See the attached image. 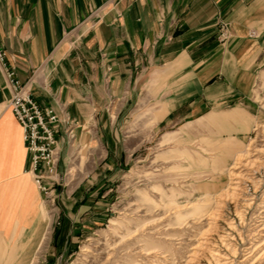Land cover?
<instances>
[{"label": "crops", "instance_id": "obj_1", "mask_svg": "<svg viewBox=\"0 0 264 264\" xmlns=\"http://www.w3.org/2000/svg\"><path fill=\"white\" fill-rule=\"evenodd\" d=\"M221 20L228 23L224 40ZM0 44L20 82L60 117L63 174L76 147L77 154L114 152L116 141L130 136L131 114L155 122L184 105L189 119L248 100L264 61V0H0ZM147 91L163 96L167 111L160 105L147 114ZM10 98L0 67V264H27L49 221ZM243 128L236 130L249 126ZM115 166L104 158L69 188L60 179L56 228L63 239L105 218L107 193L99 184ZM47 250V264H58Z\"/></svg>", "mask_w": 264, "mask_h": 264}, {"label": "rangeland", "instance_id": "obj_2", "mask_svg": "<svg viewBox=\"0 0 264 264\" xmlns=\"http://www.w3.org/2000/svg\"><path fill=\"white\" fill-rule=\"evenodd\" d=\"M256 70L250 98L239 106L225 101L184 119L189 107L183 105L155 122L131 114L130 136L116 141L111 154H77L76 147L74 169L58 173L64 187L104 158L116 165L99 184L107 193L106 216L67 240L56 228L59 199L44 204L48 228L27 264H47L48 245L58 264H250L254 256H246L264 222V61ZM156 94L147 91L142 102L147 114L151 107L168 109Z\"/></svg>", "mask_w": 264, "mask_h": 264}, {"label": "built area", "instance_id": "obj_3", "mask_svg": "<svg viewBox=\"0 0 264 264\" xmlns=\"http://www.w3.org/2000/svg\"><path fill=\"white\" fill-rule=\"evenodd\" d=\"M228 24L219 21L220 40L228 36ZM255 35L254 31L250 32ZM14 58L0 44V67L11 89L9 108L22 129V138L30 155L28 171L42 194L46 205H55L56 187L60 184L57 166L61 148L57 137L60 117L51 107H42L31 95L26 83H21L16 74ZM72 137V136H71Z\"/></svg>", "mask_w": 264, "mask_h": 264}, {"label": "bare ground", "instance_id": "obj_4", "mask_svg": "<svg viewBox=\"0 0 264 264\" xmlns=\"http://www.w3.org/2000/svg\"><path fill=\"white\" fill-rule=\"evenodd\" d=\"M74 161V160H73ZM79 164V163H78ZM78 164L76 163V165L78 166ZM74 169V166H70L68 168V172H71ZM238 175V174H237ZM235 186H232L231 189H235ZM228 191V190H226ZM230 191V190H229ZM257 230L256 233H260V239L261 240H257L253 246H250V250H249V254L246 256H254L253 257V261H251L250 264H256L257 262H259L260 260H262L264 258V222H261L259 225H257ZM257 253V254H256Z\"/></svg>", "mask_w": 264, "mask_h": 264}]
</instances>
